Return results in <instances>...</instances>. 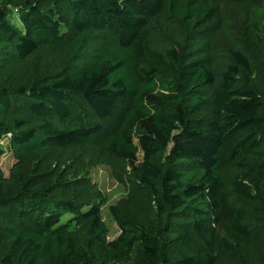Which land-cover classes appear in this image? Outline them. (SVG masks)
<instances>
[{
    "label": "trees",
    "instance_id": "16d2710c",
    "mask_svg": "<svg viewBox=\"0 0 264 264\" xmlns=\"http://www.w3.org/2000/svg\"><path fill=\"white\" fill-rule=\"evenodd\" d=\"M155 18L188 33L169 41ZM221 25L209 1L0 0V142L20 151L6 175L0 143V264H264V75L242 80L256 69L241 46L220 63ZM88 33L129 65L73 64L62 50ZM40 51L52 63L30 78ZM97 147L127 189L110 204L114 238L97 184L81 200L78 179L33 159Z\"/></svg>",
    "mask_w": 264,
    "mask_h": 264
},
{
    "label": "rangeland",
    "instance_id": "374dc122",
    "mask_svg": "<svg viewBox=\"0 0 264 264\" xmlns=\"http://www.w3.org/2000/svg\"><path fill=\"white\" fill-rule=\"evenodd\" d=\"M214 2L218 7V11L222 18V28L218 30L217 49L220 63L228 61L233 48L237 46L243 47L249 55L252 56L255 75L248 76L243 73L242 80L249 81L252 78H258L264 74V0H253L248 3L234 4L224 0H198ZM14 10V8H10ZM154 23L163 36L169 41H177L180 43V36L188 33L185 26L179 21L167 20L166 18H155ZM190 43L186 44L189 48ZM72 56L73 64H88L102 53L114 54L121 57L124 62L129 65V52L126 47L120 46L109 36H96L88 33L77 49L76 46L65 48L62 52ZM52 63V52L40 51L36 53L23 72L30 78L41 74L44 69ZM263 79V78H262ZM261 93L264 96V79L261 81ZM86 113L90 114V110L81 105ZM212 107H208L203 111L195 113L196 116L209 117L212 114ZM15 112H12L14 115ZM139 144V140L136 139ZM1 145L4 147L5 154L2 158V167L6 175H9L11 169L20 160V151L6 138L3 139ZM41 159L42 164H54L55 168L62 170V179H78L83 187L84 195L80 197L82 200L90 199V191L88 187L95 183L105 195L102 203L103 219L109 228V238L116 237L120 232V227L114 219L110 204L119 200H123L127 196V189L114 176L113 168L107 163L103 151L100 147L84 148L73 153L64 154L61 159L55 158V153H39L34 156V161ZM140 158L142 152L140 150ZM67 218V216H64ZM199 246V243L193 244L184 252H191ZM181 254V252H180Z\"/></svg>",
    "mask_w": 264,
    "mask_h": 264
}]
</instances>
